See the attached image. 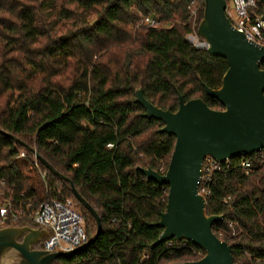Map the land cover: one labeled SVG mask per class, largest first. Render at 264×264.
Wrapping results in <instances>:
<instances>
[{"label": "trees", "instance_id": "obj_1", "mask_svg": "<svg viewBox=\"0 0 264 264\" xmlns=\"http://www.w3.org/2000/svg\"><path fill=\"white\" fill-rule=\"evenodd\" d=\"M191 1L0 0V202L11 201L13 226H37L30 215L42 203L72 198L88 238L95 233L69 182L53 174L41 181L45 167L34 165L35 149L102 221L86 253L54 264H169L204 256L191 242L150 248L162 232L155 224L168 188L138 169L166 172L176 138L145 116L137 89L164 110L177 111L180 96L224 109L204 84L220 87L228 63L187 41ZM196 2L198 24L204 1ZM148 16L170 26H148ZM212 191L207 213L224 217L212 229L224 233L234 262L264 264V165L254 163L246 174L234 162L227 174H214Z\"/></svg>", "mask_w": 264, "mask_h": 264}, {"label": "water", "instance_id": "obj_2", "mask_svg": "<svg viewBox=\"0 0 264 264\" xmlns=\"http://www.w3.org/2000/svg\"><path fill=\"white\" fill-rule=\"evenodd\" d=\"M203 1L198 36L205 41L208 54L222 57L228 63L221 86L212 89L204 84V88L207 95L218 100L224 109L214 110L201 98L184 101L180 96L179 108L173 112L151 103L141 88L136 90V102L144 108L145 116L162 121L164 125L159 131L176 138L166 172L138 168L148 180L168 188L166 210L155 224L162 228V232L150 248L172 239L178 242L185 240L205 253L195 261L169 264H236L231 245L212 229L224 217L209 215L207 200L198 191L202 166L208 156L225 162L264 150V69L261 68L264 47L253 44L243 32L231 26L225 14L224 0ZM32 152L46 170L69 182L75 199L94 218L96 231L90 234L87 242L73 250L48 251L35 247L49 235L43 227L0 228V264H54L59 257L73 258L86 253L102 233L99 214L70 178L58 172L35 149Z\"/></svg>", "mask_w": 264, "mask_h": 264}, {"label": "built area", "instance_id": "obj_3", "mask_svg": "<svg viewBox=\"0 0 264 264\" xmlns=\"http://www.w3.org/2000/svg\"><path fill=\"white\" fill-rule=\"evenodd\" d=\"M225 14L231 23V26L245 34L247 40L253 44L264 47V19L263 11H259V1L264 0H224ZM191 11V23L193 32L187 35V41L197 49L205 50V41L198 36L197 26L199 6L196 0L191 1L189 7ZM144 23L148 26L158 27L159 21L148 16L144 18ZM20 157H26V153L22 152ZM36 159V158H35ZM33 160L35 166L39 167L38 160ZM234 162H239L243 171L248 174L254 163L264 165V150H259L250 156H242L231 161L220 162L213 157H206L202 166V176L200 179L198 191L206 200L213 194L212 182L215 173L227 172L230 170ZM41 177L44 181L51 174L48 170H40ZM230 197H228L229 199ZM30 217L33 222L40 227L49 231L43 243V249L48 251L73 250L88 240L86 230V218L77 207L72 198L64 197L62 199H50L42 203L38 209L33 212ZM18 215L12 210L10 200L0 202V228L12 226L16 222ZM223 232L220 231L218 237L221 239ZM173 240V239H172ZM172 240L167 241V247H174ZM176 241V240H175ZM179 247L185 246L188 241H176ZM201 250V249H200ZM200 254L203 253L201 250Z\"/></svg>", "mask_w": 264, "mask_h": 264}, {"label": "rangeland", "instance_id": "obj_4", "mask_svg": "<svg viewBox=\"0 0 264 264\" xmlns=\"http://www.w3.org/2000/svg\"><path fill=\"white\" fill-rule=\"evenodd\" d=\"M159 26H162V27H168V26H170V25H165V24H161V23H160ZM35 158H36V157L33 155L32 160H34ZM32 160H31V161H32ZM35 160H36V159H35ZM31 163H32V162H31ZM39 169H40V168H39ZM40 170H41V169H40ZM40 170H39L38 174H39V177H40L41 181H43V183H44V180L42 179L41 174H40ZM1 202H2V200H1ZM12 226H13V225H12ZM31 226H34V225H31ZM34 227H37V226H34ZM45 238H46V237H45ZM45 238H44V239H45ZM44 239H42L41 242H42ZM41 242H40V243H41Z\"/></svg>", "mask_w": 264, "mask_h": 264}]
</instances>
